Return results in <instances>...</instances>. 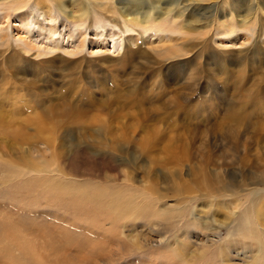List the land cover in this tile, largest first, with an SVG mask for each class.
<instances>
[{
    "label": "rangeland",
    "instance_id": "rangeland-1",
    "mask_svg": "<svg viewBox=\"0 0 264 264\" xmlns=\"http://www.w3.org/2000/svg\"><path fill=\"white\" fill-rule=\"evenodd\" d=\"M0 264H264V0H0Z\"/></svg>",
    "mask_w": 264,
    "mask_h": 264
},
{
    "label": "bare ground",
    "instance_id": "bare-ground-1",
    "mask_svg": "<svg viewBox=\"0 0 264 264\" xmlns=\"http://www.w3.org/2000/svg\"><path fill=\"white\" fill-rule=\"evenodd\" d=\"M190 10V8H187V10L186 11H189ZM215 21V20H214ZM228 21H230V22H228V24L226 23V22H224V25L225 26H228V25H234L233 24V19L232 20H229L228 19ZM217 22V21H216ZM217 24V23H216ZM234 29V28H233ZM232 32L234 33V30H232ZM235 35V37L232 39V41H231V43H234V41H238L239 40V36L241 37L240 39H242L243 40V42L244 43H248V42H250V38H251V36H244L243 34H237V33H235L234 34ZM243 43V44H244ZM180 51H184L183 49L182 50H180ZM184 53H186V52H184ZM188 53V52H187ZM186 55V54H185ZM210 72V71H209ZM224 72V71H223ZM226 74H228V72L226 71L225 72ZM257 73V72H256ZM254 78V77H253ZM256 78V77H255ZM258 79V78H257ZM257 79H255L254 81L252 80V82L253 83H248V87L245 89V91L244 92H249V94L250 95H248V96H250V98H253V100L255 101V111L257 110L258 112H259V110L256 108V106H259L260 104H258V102H259V97L257 98V97H255V96H253V94H254V92L256 93V91H258V93L259 92H261L262 91V88H263V85L261 84V83H259V82H257ZM260 81V80H259ZM224 82V81H223ZM227 84V83H226ZM194 86H192L191 88H193ZM259 96V95H258ZM248 98V97H247ZM256 113V112H253V115H254V117L256 116V115H258L259 113ZM197 114H198V110H194L193 111V113L192 112H190V114H189V117L192 119V120H197ZM229 120H231L232 121V123L233 124H231V127L233 128V129H235V130H239L242 126H243V124L244 123H246L245 121L246 120H244V114H240L238 111H236V110H234V108H232L231 109V113L228 115V117H227ZM256 119H257V121H254V120H252V119H254V118H252V117H250V120L251 121H249V125L248 126H251V127H253V129H258V128H260V120H259V118H260V116H257V117H255ZM203 120H206V119H203ZM47 121H49V119L47 118ZM49 122H52V121H49ZM49 125V124H48ZM40 130H42V128L40 129ZM47 130V128L45 129V131ZM217 240V239H216ZM134 241H138L137 239H135ZM208 242V241H207ZM211 242H214V241H211ZM218 242V241H217ZM212 246H214V245H212ZM207 248H209V246H207ZM206 248V249H207ZM214 248V247H213ZM207 251H205V253H206ZM211 253V252H210ZM203 257H205V254H203Z\"/></svg>",
    "mask_w": 264,
    "mask_h": 264
}]
</instances>
